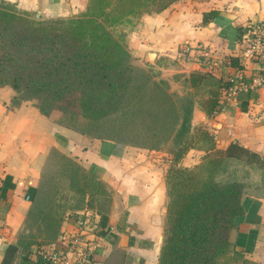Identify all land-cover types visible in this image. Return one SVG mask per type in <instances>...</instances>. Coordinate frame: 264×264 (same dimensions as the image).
<instances>
[{"label": "trees", "instance_id": "trees-1", "mask_svg": "<svg viewBox=\"0 0 264 264\" xmlns=\"http://www.w3.org/2000/svg\"><path fill=\"white\" fill-rule=\"evenodd\" d=\"M173 1L88 0L77 15L37 19L14 1L2 0L0 85L14 89L13 105L33 100L54 121L91 136L150 148L171 139L173 160L165 174L166 211L157 264H216L230 244L234 217L243 211L241 196L264 197V156L237 141L217 146L202 125L190 131L192 106L177 117L168 84L154 82L147 98L152 87L136 81L142 71L130 62V51L112 30L123 19L160 11ZM214 12H204L203 20ZM224 60L241 67L236 56ZM213 77L200 71L188 77L192 86H211L202 102L207 115L223 107L217 88L229 83ZM122 118L133 139L106 137L109 123ZM189 148L202 150L199 161L175 163ZM88 181L70 156L51 146L26 219L27 241H53L65 211L91 201L85 198ZM18 248L8 242L0 264H9Z\"/></svg>", "mask_w": 264, "mask_h": 264}, {"label": "crops", "instance_id": "crops-1", "mask_svg": "<svg viewBox=\"0 0 264 264\" xmlns=\"http://www.w3.org/2000/svg\"><path fill=\"white\" fill-rule=\"evenodd\" d=\"M208 11L215 12L204 21ZM253 21L264 27V0H175L140 16L136 53L143 50L147 56L153 49L158 55L174 54L179 45L187 44L184 78L191 90L196 86L190 83V72H207L220 81L229 69L210 70L198 61L197 44L220 59L236 56L239 63L246 25ZM252 65L244 64L246 72ZM197 87L203 92L192 95L190 131L202 125L217 146L237 141L264 156V86L240 92L227 103L222 102L224 90L213 86L223 103L213 115L202 107L211 86L202 82ZM13 94L10 84L0 85V260L7 243L13 242L19 248L9 264H57L41 254L65 251L67 237L78 229L77 216L91 211L98 215L95 233L102 239L94 264H157L166 211L165 174L173 160L170 150L91 136L54 121L33 100L13 105ZM51 146L70 156L75 169L89 177L85 198L91 201L65 211L53 241L36 243L24 235L29 229L26 219ZM200 153L189 148L183 164L195 163ZM241 204L230 244L216 264H264V197L245 193Z\"/></svg>", "mask_w": 264, "mask_h": 264}, {"label": "rangeland", "instance_id": "rangeland-1", "mask_svg": "<svg viewBox=\"0 0 264 264\" xmlns=\"http://www.w3.org/2000/svg\"><path fill=\"white\" fill-rule=\"evenodd\" d=\"M10 1H14L19 8L28 10L35 18L45 19L55 16L77 15L85 8L88 0ZM139 29V17L136 15H132L126 19H123L121 22L112 26L114 33L122 39L124 45L130 51V62L142 71V78H138L136 81L146 84V88L152 87L150 90H148L146 95L147 98L150 97L149 94L152 92V90L156 88V83L154 82L162 84L165 87L166 84H168L172 97L174 98V106L178 113L177 117H181L184 115V108H189L192 106V95H197L198 93L203 92V89H200L199 87H195L190 90L188 88L190 86H187L186 84L184 78V43L179 45V47L176 49V53L174 54L161 53L158 55L159 52L157 53L156 50L150 49L149 51H154L156 54L153 58H148L143 50H140L141 53H136V48H138L136 35H138L137 31H139ZM136 54H139V56ZM152 97L154 98V95ZM160 99L162 101L161 97ZM153 106H158V104H154ZM142 112H146V110L143 109ZM117 122L118 123H109L105 136L108 138H117L124 141L133 139L131 129H129V126L127 125V119L122 118L117 120ZM99 133H101V131ZM170 140L171 139H166L164 141L161 140L159 143L165 149H172L174 143H172ZM202 153H200L199 159ZM183 157L184 155L180 157L175 163L184 165Z\"/></svg>", "mask_w": 264, "mask_h": 264}, {"label": "built area", "instance_id": "built-area-1", "mask_svg": "<svg viewBox=\"0 0 264 264\" xmlns=\"http://www.w3.org/2000/svg\"><path fill=\"white\" fill-rule=\"evenodd\" d=\"M246 44L239 54V66H233L204 50L203 44H197L199 51L195 52L200 62L207 63L210 70L225 73V80L228 85L224 90L223 103L236 98L238 93L250 91L264 86V27L258 21L249 22L246 25ZM189 49L184 43V52ZM186 50V51H185ZM251 62L253 65L249 72H246L244 64ZM98 215L91 211L80 212L77 216L78 229L67 237L68 247L65 251L47 253L43 252L41 257L57 264H94L96 250L102 242L101 236L95 233L98 226Z\"/></svg>", "mask_w": 264, "mask_h": 264}, {"label": "water", "instance_id": "water-1", "mask_svg": "<svg viewBox=\"0 0 264 264\" xmlns=\"http://www.w3.org/2000/svg\"><path fill=\"white\" fill-rule=\"evenodd\" d=\"M37 14H38V12H37ZM38 16V15H37ZM155 56V52L154 51H149L148 53H147V57L148 58H153Z\"/></svg>", "mask_w": 264, "mask_h": 264}]
</instances>
